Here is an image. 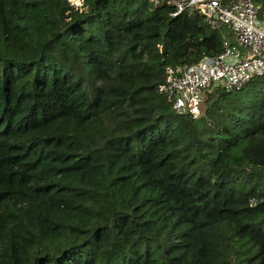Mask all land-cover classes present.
I'll return each instance as SVG.
<instances>
[{"label": "trees", "instance_id": "trees-1", "mask_svg": "<svg viewBox=\"0 0 264 264\" xmlns=\"http://www.w3.org/2000/svg\"><path fill=\"white\" fill-rule=\"evenodd\" d=\"M173 10L0 0V264H264V74L176 110L231 35Z\"/></svg>", "mask_w": 264, "mask_h": 264}, {"label": "built area", "instance_id": "built-area-1", "mask_svg": "<svg viewBox=\"0 0 264 264\" xmlns=\"http://www.w3.org/2000/svg\"><path fill=\"white\" fill-rule=\"evenodd\" d=\"M171 14L185 9L200 11L213 28L223 26L231 37L213 56L198 61L166 65L157 89L165 93L178 111L199 114L201 91L210 83L238 89L264 74V11L252 0H165Z\"/></svg>", "mask_w": 264, "mask_h": 264}, {"label": "rangeland", "instance_id": "rangeland-1", "mask_svg": "<svg viewBox=\"0 0 264 264\" xmlns=\"http://www.w3.org/2000/svg\"><path fill=\"white\" fill-rule=\"evenodd\" d=\"M254 78V77H253ZM262 79H264V75L261 77Z\"/></svg>", "mask_w": 264, "mask_h": 264}]
</instances>
